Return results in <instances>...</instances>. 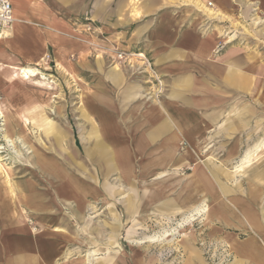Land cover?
Instances as JSON below:
<instances>
[{
  "label": "rangeland",
  "instance_id": "1",
  "mask_svg": "<svg viewBox=\"0 0 264 264\" xmlns=\"http://www.w3.org/2000/svg\"><path fill=\"white\" fill-rule=\"evenodd\" d=\"M225 31L223 38L231 36L258 52L264 62V19L259 13L241 15L240 24ZM111 47L102 45L90 51L92 61L98 57L97 66L90 59L85 66L73 60L70 69L74 72L62 70L51 51L44 62L39 59L34 63L47 76L45 80L38 75L10 84L6 79L10 65L0 70V108L8 102L10 85L15 87L12 95L16 103L15 109L3 108L4 117L0 114V163L5 165L0 169V197L5 210L15 209L8 218L0 217V264H258L244 248L234 245L243 247L257 235L264 247V148L240 173L234 166L264 136V108L257 110L255 120L242 134L235 155H230L238 143L235 138L210 134L201 142H191L183 137L177 156L164 166L155 164L156 157L133 156L132 169L126 171L131 167L123 165L128 156L123 148L117 159L115 155L121 170L108 173L109 159L97 161L94 140L87 134L100 127L101 119L108 120L110 112L95 101L94 76L79 78L78 68L101 70L98 92L108 101L112 96L125 101V91L133 83L143 85L144 96L139 99L150 103L160 102L167 91L156 65L164 81L159 95L156 82L120 60L118 64ZM132 61L137 62L135 58ZM116 64L123 82H113L111 90L109 73ZM218 129L224 130L223 126ZM41 155L51 160L54 169L43 168ZM146 166L151 171H144ZM8 184H15L13 201ZM202 200L211 207V216L207 219L204 213L197 214L194 221L181 225L184 214ZM19 216L26 217L34 232L11 231L6 219L16 225ZM247 216L259 221L257 232Z\"/></svg>",
  "mask_w": 264,
  "mask_h": 264
},
{
  "label": "crops",
  "instance_id": "2",
  "mask_svg": "<svg viewBox=\"0 0 264 264\" xmlns=\"http://www.w3.org/2000/svg\"><path fill=\"white\" fill-rule=\"evenodd\" d=\"M11 1L15 21L8 36L0 39L1 64L36 66L34 63L41 56L50 57L52 51L62 70L74 72L70 69L74 61L85 66L92 49L107 45L112 46V54L119 48L145 52L165 78L167 91L160 102L139 99L144 96L143 85L139 83L127 87L125 101L119 96L116 99L112 96L108 101L98 92L102 87L97 84V78L103 77L101 70L78 68L79 78L94 76L95 101L110 112L108 120L101 119L100 127L87 134L88 139L94 140L97 161L103 163L109 159L108 173L121 170L115 155L117 159L123 148L128 152L123 165L131 167L126 171L132 169L133 156L156 157L155 164L164 166L177 156L178 143L183 137L191 142H201L210 134L226 140L235 138L238 143L230 154L235 155L243 140L242 134L255 120L257 110L264 108V62L260 54L233 41L231 36L229 40L223 38L224 29L240 24L245 13L255 11L264 19V0ZM206 7L213 12L204 10ZM225 40L223 48H219ZM57 55L63 58L60 63ZM92 62L97 66L98 57ZM118 64L110 70L109 82L104 80L111 90L115 87L113 82H123ZM6 69L0 66L1 71ZM8 76L10 84L22 80L10 73ZM14 91L15 87L10 85L8 102L1 107L15 109ZM81 108L88 118L85 107ZM219 126L224 130L218 132ZM83 136L86 138L85 129ZM41 157L45 161L44 169H54L51 160ZM151 169L146 166L144 171ZM7 189L13 201L11 189L15 190V184ZM2 201L0 197V217L8 218L7 214L15 209L5 210ZM228 218L225 221L229 227ZM239 219L243 220L240 215ZM8 220L5 222L11 231L35 230L27 226L25 216H19L17 226Z\"/></svg>",
  "mask_w": 264,
  "mask_h": 264
},
{
  "label": "bare ground",
  "instance_id": "3",
  "mask_svg": "<svg viewBox=\"0 0 264 264\" xmlns=\"http://www.w3.org/2000/svg\"><path fill=\"white\" fill-rule=\"evenodd\" d=\"M202 3V2H201ZM203 5V4H202ZM210 5H212L210 3ZM201 6V5H200ZM204 10H207L209 12H213L212 9L209 8H205ZM216 17V16H215ZM10 34V33H9ZM8 36V35H7ZM117 50H114V54H116ZM139 56H144L143 54L139 55ZM59 63L60 61L63 59L62 57H60L59 55H57ZM40 60H42L43 62L45 61V56H41ZM138 64H141L140 62ZM144 63H142L141 65H143ZM36 66H31V65H26V66H22V67H18L15 65H10L11 71H10V75H16L17 77L19 76V78H22L23 80H29L31 77H36L38 75H40L41 79H46V75L40 70V68L37 66V64H35ZM60 65V64H59ZM1 66H7L2 64ZM6 68V67H5ZM10 76H8L6 79L8 80V82H10L11 80H9ZM13 80V79H12ZM12 82V81H11ZM1 98V97H0ZM157 101V100H156ZM0 114H2V116L4 117V111L3 108H0ZM6 139H9V141H13L10 140L11 138L9 137V135H5ZM138 138V137H137ZM107 141V140H106ZM264 148V136L260 137L259 139H257L256 143L254 144V146H252L251 148H248L245 153L240 157L238 163L234 166V171L240 173L241 171H243L245 168L251 166L254 163V159L255 157H257L260 153V151ZM160 164V163H159ZM4 164L0 163V169H2L1 167H4ZM224 166V165H223ZM5 170V169H4ZM6 172V171H5ZM4 172V173H5ZM6 174V173H5ZM8 176L9 173L7 172ZM164 173H160V175H163ZM192 182V181H191ZM197 182V181H196ZM193 183V182H192ZM200 183V182H199ZM198 188V187H197ZM12 193H14L13 189ZM222 190V189H221ZM197 191V190H196ZM227 191V190H226ZM197 193V192H196ZM193 195V194H192ZM194 196V195H193ZM190 197V196H189ZM205 198V197H204ZM170 201V200H169ZM206 200H202L200 204H197L194 206V208L192 210H190L188 213L184 214L183 217V223H181V225L185 224V222L190 223L191 221L195 220V216L197 214H201L204 213V215H206L207 219L211 216L212 214V209H210L211 207H209L206 203ZM230 202V201H229ZM192 203V202H191ZM180 205V204H179ZM191 205V204H190ZM231 205V204H230ZM255 206V205H254ZM164 207V206H163ZM227 207V206H226ZM232 207V205H231ZM165 208V207H164ZM233 208V207H232ZM81 209V208H80ZM214 209V208H213ZM167 211V210H166ZM211 211V212H210ZM214 212V211H213ZM219 213V212H218ZM217 213V214H218ZM261 213V212H260ZM221 214V213H220ZM216 216V215H213ZM225 216V215H224ZM244 216V215H243ZM249 224L251 225L252 229L254 232H257V230L259 229V221L253 216L250 217H245ZM251 221V222H250ZM16 231V230H15ZM25 231V230H24ZM27 231V230H26ZM253 232V233H254ZM252 234V233H251ZM250 235V234H249ZM257 236V235H256ZM253 237L248 239L244 245H242L243 247L239 246L238 244L233 245L235 247H239V248H244V251H247V254L258 264H264V247L258 242L257 238ZM264 236V235H263ZM262 237V236H261ZM235 238V237H234ZM228 239V238H227ZM233 239V238H232ZM261 240V239H260ZM239 241V240H238ZM242 241V240H241ZM262 241V240H261ZM229 242V241H228ZM242 244V243H241ZM264 244V243H263ZM180 247V246H179ZM67 253V252H66ZM241 255V254H240ZM92 256L91 254H89V257ZM89 259V258H88ZM89 262V261H88Z\"/></svg>",
  "mask_w": 264,
  "mask_h": 264
},
{
  "label": "built area",
  "instance_id": "4",
  "mask_svg": "<svg viewBox=\"0 0 264 264\" xmlns=\"http://www.w3.org/2000/svg\"><path fill=\"white\" fill-rule=\"evenodd\" d=\"M15 21L14 6L11 0H0V39L7 36L8 32ZM117 60L127 64L130 68H135L136 73L150 77L149 81H155L157 94L163 91L164 81L160 72L155 67L153 59L145 52L141 51H126L118 49L116 51ZM143 54L144 56H139ZM136 59V63L132 59ZM144 63L143 65L138 63ZM1 119V116H0Z\"/></svg>",
  "mask_w": 264,
  "mask_h": 264
}]
</instances>
